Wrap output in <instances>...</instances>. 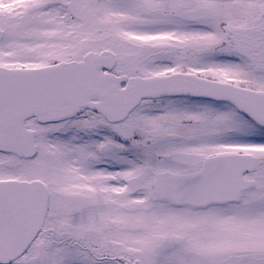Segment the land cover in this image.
Wrapping results in <instances>:
<instances>
[{"label": "snow or ice", "instance_id": "1", "mask_svg": "<svg viewBox=\"0 0 264 264\" xmlns=\"http://www.w3.org/2000/svg\"><path fill=\"white\" fill-rule=\"evenodd\" d=\"M0 264H264V0H0Z\"/></svg>", "mask_w": 264, "mask_h": 264}]
</instances>
